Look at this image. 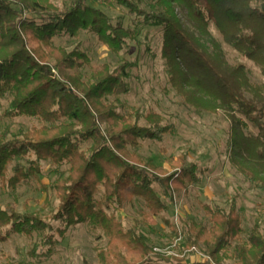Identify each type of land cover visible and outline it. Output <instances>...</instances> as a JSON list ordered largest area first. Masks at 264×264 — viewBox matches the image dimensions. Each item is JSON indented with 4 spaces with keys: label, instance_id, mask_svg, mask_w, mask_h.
Here are the masks:
<instances>
[{
    "label": "trees",
    "instance_id": "obj_1",
    "mask_svg": "<svg viewBox=\"0 0 264 264\" xmlns=\"http://www.w3.org/2000/svg\"><path fill=\"white\" fill-rule=\"evenodd\" d=\"M106 1L125 7L139 24L161 29L160 58L168 83L186 104L212 113L229 110L251 125V134L234 133L230 160L264 188V82H250L244 63H226L217 40H211V57L207 43L184 27L173 6L179 2L203 33L214 29L217 42L251 62L264 80V0H156L152 11L141 8L139 1ZM68 3L57 12L49 0H0V99L13 95L2 116L40 123L20 135L9 137L0 131V183L16 189L40 172L41 161L66 166L48 186H41L49 194L44 205L50 204L51 196L55 200L48 217L20 213L13 203L0 205V241L37 235L39 242L30 254L36 256L40 246L42 255L50 256L70 227L83 224L106 240L97 248L94 264H213L210 259L214 264L226 259L232 264H264V227L254 225L240 241L244 230L234 199L228 209L200 203L209 225L181 220L179 231L162 217L175 194L198 183L200 168L171 162L174 168L167 171L136 153L140 141H162L173 125L163 123L155 112L123 113L118 99H109L129 93L131 63L124 61L116 69L104 63L83 77L75 70L82 56L79 48L67 50L53 39L76 38L85 30L119 54L137 32L120 22L113 24L83 0ZM142 118L146 124H141ZM85 144L89 145L84 148ZM16 158L26 159L28 167L14 164ZM135 198L143 201L144 224L161 218L173 235L184 236L181 249L199 246L210 259L187 263L157 252L136 226L126 228L109 211V206L122 208Z\"/></svg>",
    "mask_w": 264,
    "mask_h": 264
},
{
    "label": "rangeland",
    "instance_id": "obj_2",
    "mask_svg": "<svg viewBox=\"0 0 264 264\" xmlns=\"http://www.w3.org/2000/svg\"><path fill=\"white\" fill-rule=\"evenodd\" d=\"M49 1L51 9L57 12L63 11L69 5L68 0ZM83 1L86 5L106 14L113 24L120 22L125 28L136 30V39L128 41L127 47L119 54L112 53L106 44L98 41L94 33L85 30L80 31L76 38L55 36L53 43L67 50L79 48L82 56L78 58L75 70L83 77L104 63L111 69H116L124 61L131 63L127 79L129 93L109 99H118L124 107L123 113L134 109L142 114L155 112L162 117L163 123L173 125L172 132L166 134L162 141L148 139L140 141L135 149L136 153L167 171L174 168L171 162L177 166L181 163L185 165L195 163L200 168L198 183L189 185L186 192L175 194L173 200L168 202V210L162 217L168 219L179 231L181 220H193L209 225L200 203L228 209L234 199L244 230L240 241L245 240L254 225L264 227V188L243 175L230 160L234 133L240 132L245 136L251 134L253 131L251 125L241 115L229 110L219 108L216 113H212L194 108L175 93L168 83L167 72L160 58L162 35L159 27L139 24L134 15H130L125 7L116 3L109 5L106 0ZM131 1H139L140 7L146 11L157 9L156 0ZM173 6L184 27L207 43L208 52L214 57L215 49L211 45V40L219 41L215 30L211 29L210 34L203 33L189 20L179 2H175ZM15 8L18 9L17 6ZM217 41L226 63L231 65L244 63L250 82L256 84L264 82L258 69L251 62ZM12 97V94H7L0 99V131H7L10 137L20 135L32 127H39L40 123L33 118L8 119L2 116L3 111L9 108ZM141 124H146L144 118L141 119ZM88 145L85 144L83 147ZM182 155H185L184 160L181 158ZM14 164L28 167L26 159L16 158ZM40 165V172L21 183L16 189L3 188L0 183V205L13 203L20 213L40 212L42 216L48 217L55 206V200L51 196L50 204L45 206L44 202L49 194L41 186H48L66 166L57 167L49 161H41ZM101 191L102 188L100 193ZM157 192L161 196L159 189ZM108 208L118 216L126 228L136 226L143 232L155 251L184 258L187 263L207 260L208 256L199 246L192 245L181 249L184 236L179 232L173 235L171 228L161 218H155L153 225L144 224L141 217L144 205L141 199L135 198L122 208L113 206ZM37 242H39L37 235L31 238L13 235L6 241H0V264H94L96 250L104 247L106 240L89 226L81 224L70 227L65 236L59 238L50 256H43L44 250L40 246L36 248V256L30 254V250ZM210 261L215 263L212 259ZM232 263H234L232 260L226 259L221 264Z\"/></svg>",
    "mask_w": 264,
    "mask_h": 264
},
{
    "label": "built area",
    "instance_id": "obj_3",
    "mask_svg": "<svg viewBox=\"0 0 264 264\" xmlns=\"http://www.w3.org/2000/svg\"><path fill=\"white\" fill-rule=\"evenodd\" d=\"M206 259H208V260H209V257H207Z\"/></svg>",
    "mask_w": 264,
    "mask_h": 264
}]
</instances>
